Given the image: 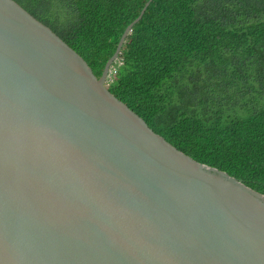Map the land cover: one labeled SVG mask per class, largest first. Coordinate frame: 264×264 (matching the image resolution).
I'll use <instances>...</instances> for the list:
<instances>
[{"label":"water","instance_id":"obj_1","mask_svg":"<svg viewBox=\"0 0 264 264\" xmlns=\"http://www.w3.org/2000/svg\"><path fill=\"white\" fill-rule=\"evenodd\" d=\"M0 0V264H264V194L153 132Z\"/></svg>","mask_w":264,"mask_h":264},{"label":"trees","instance_id":"obj_2","mask_svg":"<svg viewBox=\"0 0 264 264\" xmlns=\"http://www.w3.org/2000/svg\"><path fill=\"white\" fill-rule=\"evenodd\" d=\"M99 77L147 0H13ZM105 87L193 160L264 194V0H150Z\"/></svg>","mask_w":264,"mask_h":264},{"label":"built area","instance_id":"obj_3","mask_svg":"<svg viewBox=\"0 0 264 264\" xmlns=\"http://www.w3.org/2000/svg\"><path fill=\"white\" fill-rule=\"evenodd\" d=\"M110 72H111V70H109V74H108V77L110 76ZM108 77L106 78V81H107Z\"/></svg>","mask_w":264,"mask_h":264},{"label":"rangeland","instance_id":"obj_4","mask_svg":"<svg viewBox=\"0 0 264 264\" xmlns=\"http://www.w3.org/2000/svg\"><path fill=\"white\" fill-rule=\"evenodd\" d=\"M110 70H111V67H110Z\"/></svg>","mask_w":264,"mask_h":264}]
</instances>
